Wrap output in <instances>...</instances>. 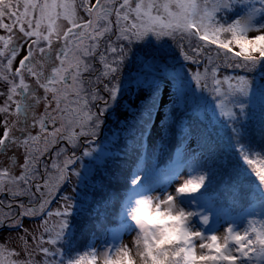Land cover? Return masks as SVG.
<instances>
[{
  "label": "snow or ice",
  "instance_id": "snow-or-ice-1",
  "mask_svg": "<svg viewBox=\"0 0 264 264\" xmlns=\"http://www.w3.org/2000/svg\"><path fill=\"white\" fill-rule=\"evenodd\" d=\"M0 30L7 33L0 35V82L7 87L5 104L0 106V114L5 115L0 152L10 145L23 151L18 175L13 174L18 164L16 157L9 158V167L0 168V193L13 199L28 197L29 202L37 193L41 196L34 206L19 203L22 211L16 216L8 214L0 223L7 220L11 227L20 228L22 217L46 214L61 218L54 236L48 220L43 221L42 234L32 237L34 250H30L26 236L19 237L27 259H8L20 253L0 244V264H35L34 251L52 257L42 264H98L94 247L65 261L62 247L52 251L43 246L61 244L74 207L73 198L65 195L62 211L45 213L51 202L44 198L45 190L47 196L60 191L70 180L69 166L78 165L82 157L73 153L62 166L52 165L55 175L46 174L42 183L32 181L38 175L39 159L59 140L72 148L79 147L82 137L93 142L91 138L98 137L104 124L102 117L108 111V102L118 106L123 93L130 92L133 86L144 94V99L139 114L134 111L133 119H125L120 129L124 134V155H135L133 166L128 168L126 161L116 164L117 157L108 156L103 150L95 155V150L82 151L83 157L93 156L94 161L105 162L107 177L100 174L97 180L99 166L87 177L95 190L106 193L105 209L119 205L135 226L132 229L122 223L123 231L135 232L133 239L126 244L119 234L114 235L113 240L120 242L99 253V260L102 264H113L118 257L127 264H264V221L257 228V221L247 220L243 232L229 221L222 226L223 234H218V230L206 234L193 227L192 218L198 216L201 224L208 226L210 216L186 211L178 200L211 184L218 185V191L228 193L235 201L247 181L244 171L250 170L259 183L255 190L247 191L264 208V147L257 149L252 145L246 123V107L258 90L247 76L219 78L222 65L248 73L264 70V0H0ZM25 38L31 41L26 47L20 43ZM149 38L158 45L170 40L186 42L188 51L180 44L183 59L199 63L204 56L203 72L182 76L174 64L168 63L166 50L161 49L136 54L135 68L125 80L134 46L147 44ZM94 60L103 71L93 80ZM26 76L43 90V95L32 90ZM191 81L199 92L190 86ZM101 91L107 93V100ZM17 96L22 99L17 100ZM260 96L264 98V91H260ZM97 101H103L105 107L94 113L90 104ZM39 105L44 111L37 117L34 109ZM209 108L215 123L211 118L204 123L198 117L201 109ZM9 116L16 120L10 123ZM220 126L228 130L234 141L232 147L243 170L223 150ZM37 127L39 132L33 134ZM14 130L19 135H14ZM192 141L194 148L190 146ZM60 154L57 151L56 155ZM161 154L168 156L163 167L158 163ZM145 174L151 176L147 184L142 183ZM71 176L79 181L85 178L78 170H72ZM173 182L174 194L165 193L158 203L168 205L169 211L175 209L181 216L180 239L157 247L162 238L160 226L142 219V204L150 200L142 194ZM110 184L126 185V196L109 189ZM137 196H142V200L137 201ZM106 219L107 212L103 219H97L101 229Z\"/></svg>",
  "mask_w": 264,
  "mask_h": 264
},
{
  "label": "rangeland",
  "instance_id": "rangeland-1",
  "mask_svg": "<svg viewBox=\"0 0 264 264\" xmlns=\"http://www.w3.org/2000/svg\"><path fill=\"white\" fill-rule=\"evenodd\" d=\"M81 15H83V13H81ZM0 35H7V33L4 32L3 30H0ZM17 37L19 38L18 33H17ZM30 42L31 41L28 40L27 38L20 40L21 45H23L25 47ZM181 43L184 44V48H188L187 43L184 41H171L170 40V41H164L162 44L158 45L155 43V41L152 38H149V41L147 44H140V45L134 46L133 55L130 57V63L126 66L124 79L127 80L128 79V72H132L135 68V56H136V54L143 53V52H156V51H159L161 49H164V50H166L167 53L170 52L171 56H172V53L173 54L177 53L179 55L182 53L181 48H180ZM23 54H24V52L22 51L20 53V56L17 57V63H18V60L23 56ZM178 55H176L177 56L176 58H179ZM189 55H191V54L189 53ZM180 56H183V55H180ZM179 60H181V59H179ZM17 63H14L13 68H15L17 66ZM94 72L96 75H98L101 71L100 72L97 71V68H96V69H94ZM96 75H94L92 77L93 80L95 79ZM26 82L30 85L32 90H35V88L37 87L36 83L34 82V80L32 78L26 77ZM254 87L258 91H257L256 95L253 97V99L259 98V99L264 100V98H262L260 96V91H264V86L259 85V87H258V83H254ZM134 89H135V86L132 87V90L130 92L123 93L122 98L119 99V101H118V106L113 107L112 102L111 101L108 102V111L106 112V114H107L106 121H105V119H103V120H104V124L106 122H109V120H110L111 124H110V126H107V128H111L112 126H114L113 131H111L112 135L115 134V130L117 128H118V132H120V129L123 127V121H124L123 119L127 118L130 115L131 107H130L128 102H131L133 100L132 103L134 105H137L139 102H141L143 100V99L142 100L137 99L136 98L137 95L135 96V100H134V98H133L134 94H135ZM36 91L38 92V94L43 95L42 89L36 90ZM0 93H4V95H0V106H3L5 104V100H6L7 87L2 82H0ZM100 95L103 96L105 100L108 99V96H106L105 92L101 91ZM16 99L20 100L19 98H16ZM97 102H95V103H97ZM29 103H30V101H29ZM95 103L90 104L91 111L94 113H96ZM103 107H105V104ZM42 109H44L43 106H42ZM2 115L3 114H0V116H2ZM177 115L178 116L180 115L179 111L177 112ZM12 117L13 116H9L8 119H10ZM198 117L200 118L202 116L198 114ZM13 118L16 120V117H13ZM185 119H187V116L185 117ZM0 121H1V119H0ZM1 122H0V131H1L0 134H2V131H3ZM104 124H103V126H104ZM33 130H35V129H33ZM103 132L104 131L102 128V130H99L98 137L91 138L93 142L87 144L88 148L80 149L82 147L81 140H80L79 147H77L75 149H71L72 146L68 145L65 141L59 140L57 142V144L59 142L62 143L60 149L50 148L47 153H45L41 156V158L39 159L38 165L40 164V162L42 163L43 173H45V175L46 174L55 175L56 172H55V169L52 168V165L55 163V164L62 166L64 163V160L66 158H68L69 156H71L73 153H75L77 157H82L79 160L78 165L69 166V168H70V172H69L70 180H69V182L66 183L67 188L63 193L61 192V190L58 192L54 191L51 196H47L46 190H45V197L44 198H47L51 201L48 205H46L45 213H47L48 211H51L53 213H55L57 210L62 211L64 204H65L63 197L65 195H68V196L75 195V193L81 191V185L79 183H81L83 179L79 181L78 177L71 176L72 170L81 171L84 174V176L87 178L92 174V171H95L97 166H101V164L105 163L103 160H95L94 161L93 156H88V157L82 156L83 150H95L93 152V155H95L96 152H99L100 150L104 149V146H105L104 142L107 141V138L109 141L110 137L107 136L108 130L106 129V133H105L106 135H105L104 139L102 141L98 142L97 139H100V133L103 134ZM14 135H19V132L14 131ZM153 139H155V138L153 137ZM190 146L194 148L195 143L192 141ZM13 148H14V145H10L5 151L0 152V168L9 167L10 166L9 158L10 157H16V158H18V164L13 169V174L18 175L20 172L19 163L23 162V151H22V149H13ZM106 148H107V146H106ZM53 150H54V158L52 161H49L50 155L53 152ZM57 151L61 152V154L59 156L56 155ZM97 162H99V165H96ZM38 165H37V167H39ZM40 172L41 171L38 169V175L36 176V179L34 180L35 182L39 179L42 183L43 179L45 178V177L44 178L42 177L43 176L42 174H39ZM150 179H151V176L149 174H145L142 183L147 184ZM62 188H63V186H62ZM174 189H175V183L174 182L169 183V184H164V185H161V186L155 188V190H154V192H152V194L159 193L161 196H163L165 193L174 194ZM33 191H35V190L33 189ZM19 198H21V199L19 200ZM0 199H1L0 200V219H3L8 214H11V216H16L18 213H20L22 211V209L18 205L21 202H23L25 204L31 203V205L34 206L36 204V202L39 200L37 194L35 196H33V199L31 200V202H29L28 197H16L13 199L7 193H0ZM178 200H179L180 206L184 207L186 211L190 210V211H194V212H201V213H204V214H207L210 216V221H209L208 226L202 225L198 216L192 218L193 227H195L197 230L204 231L206 234H209L213 230H218V234H223V227L222 226L226 225L227 222H229V221L234 222L236 225H238L239 226L238 230L241 232H243L244 229L248 226L247 220H255V221H257V223L264 221V208L261 207L260 203L257 206V209H255L253 212H251V215H248L243 220L236 222L226 212V210H223L221 212H215L213 204L211 203V201H209L208 199H203L197 193L183 195V196L179 197ZM9 205H11V207H9ZM77 209H79V208L77 207ZM21 219L23 221V225L20 228L11 227L7 220H5L4 223H0V244L6 245V247L8 249H11V250H14V251L20 253V255H18V256L8 257V259H15V260L27 259L28 257L26 256V254L23 251V244L20 241L19 237L26 236L27 240H28V244L31 246L30 250H34L35 249V241L32 239V237L33 236L39 237L42 234L41 225L43 224V221L46 219L48 220L49 227H51L53 229L52 235L54 236L55 231L57 230L58 222L61 218L57 217L55 215L48 217L46 214H40V215H36V216L22 217ZM126 221H128V224L132 227V229L135 228L134 222L130 221L128 217H127ZM122 233H123V235L121 238H122V241L124 243H130L131 238L135 235L134 231H123L122 230ZM45 239H48L47 235H45ZM66 242H67V239H66V233H65V238L61 242L60 245L45 244L43 246L50 248V250H52V251H55L57 247H62L63 249H65L64 246H65ZM119 242L120 241L118 240L116 243H119ZM94 244L97 247L96 250L98 253V264H102V261L99 260V253L104 251L105 248L111 247V244L109 242H105L103 240L96 241ZM65 257H66V255H65ZM32 259L34 260L35 264H42L43 260L52 259V257L46 258L42 254L34 251ZM57 259H59V257H57Z\"/></svg>",
  "mask_w": 264,
  "mask_h": 264
},
{
  "label": "trees",
  "instance_id": "trees-1",
  "mask_svg": "<svg viewBox=\"0 0 264 264\" xmlns=\"http://www.w3.org/2000/svg\"><path fill=\"white\" fill-rule=\"evenodd\" d=\"M184 49L185 51H188V48ZM189 53L192 55L190 51ZM167 55L169 56L168 63L174 64L176 66L175 71L179 72L182 76L187 75L188 77H191L197 71L203 72L204 70L206 63L204 56L199 58V63H193L191 61H185L183 56H180L182 53L179 55L177 53H172L171 56V53L169 52ZM176 55H178L179 58H176ZM225 76L231 78H235L237 76H247L250 80H253L254 83H258V87L259 85L264 86V70L248 73L241 68H228L222 65V71L219 74V78L223 79ZM190 86L197 87V91L199 92V87L195 85L194 81L190 82ZM223 87L226 88L227 85L225 84ZM134 90V100L136 95L137 99H144V94L138 93L136 89ZM132 101L128 102L131 107L130 115L125 118L129 121L133 119L132 113L134 111L139 114L138 109L141 103L139 102L137 105H134ZM198 114L202 116L199 119L204 121V123H208V118H211L212 122L215 123L216 118L213 116L210 108L207 110L201 109ZM125 119L123 120L125 121ZM246 123L250 129L252 145L257 149L264 147V139H262V135H264V100L257 98L252 99L250 103H248L246 107ZM113 128L114 126L109 129L107 136L110 137V140L108 141L107 138V141L104 142V149L102 150L108 156H116V164H121L126 161L127 167L131 168L133 166L135 155H124V151H126V148L124 147L125 142L123 140L124 134L121 133V131L118 132L117 128L115 130V134L112 135L111 131H113ZM220 136V143L223 150L230 157L232 163L243 170L242 162L239 160L236 151L232 147L234 141L230 139L228 130L223 128V126H220ZM117 137H119V141L117 140ZM167 162L168 156L166 154H161L158 160L159 165L163 167ZM104 164H101V166H99V170L96 172V178L98 181L100 174L105 177L108 176V172L105 170ZM96 165H99V162H97ZM109 167H114V165H109ZM244 175L247 177V181L245 182L244 189L239 192V196L235 201L228 193H224L222 190L218 191V185L214 186L208 184L205 188H202L199 192H197V194L203 199H208L209 201L217 200V204H213L211 202L215 212L226 210L236 220H241L259 204V201L255 198V196L251 195V193L247 191L249 188L255 190L256 185L259 183L258 179L250 172V170L244 171ZM79 184L81 185V191L75 193V195H71L73 198L72 203H74V208L69 218V227L66 230L67 242L64 246L66 253L65 261L69 256L75 258L77 254H84L93 247L97 249L94 244L96 241L103 240L105 242H109L111 246L114 247L118 240H113V236L119 234L121 237L122 229L120 225L127 217L126 212H121L119 205L116 207L109 206L105 209L103 200L106 197V193L95 190L92 181L88 178L85 177ZM66 188V185H64L61 192L63 193ZM109 189L119 191V195L121 197L126 196L127 186L124 184H110ZM209 193H211V195H209ZM113 203H115V201H113ZM77 207L79 209H77ZM105 212H107V219L104 221L103 229H101L97 224V219H103ZM255 226L259 228L260 223H256Z\"/></svg>",
  "mask_w": 264,
  "mask_h": 264
},
{
  "label": "clouds",
  "instance_id": "clouds-1",
  "mask_svg": "<svg viewBox=\"0 0 264 264\" xmlns=\"http://www.w3.org/2000/svg\"><path fill=\"white\" fill-rule=\"evenodd\" d=\"M142 196L150 197L149 201H144L142 204V219L148 224L160 226V235L162 238L157 241V247L179 240L182 228V218L176 210L173 209L172 211H169L168 205L158 203L161 196L159 193H144ZM142 196H137L135 199L140 201L142 200ZM132 239L133 237L131 240ZM113 264H127V262L123 257H118L113 261Z\"/></svg>",
  "mask_w": 264,
  "mask_h": 264
},
{
  "label": "flooded vegetation",
  "instance_id": "flooded-vegetation-1",
  "mask_svg": "<svg viewBox=\"0 0 264 264\" xmlns=\"http://www.w3.org/2000/svg\"><path fill=\"white\" fill-rule=\"evenodd\" d=\"M101 50H103V49H101ZM110 59H111V57H109ZM93 64H94V69H96L97 68V71H102L103 69H102V67H101V65L99 64V62L98 61H96V60H94L93 62H92ZM94 75H96L95 74V72H93V75H92V77L94 76ZM27 77V76H26ZM27 78H30V77H27ZM101 87H102V85H101ZM36 90H40V89H37V87L35 88V90L34 91H36ZM37 94H38V92H37ZM40 95V94H39ZM106 96H107V93H106ZM21 96H17L16 98H19L20 100L22 99V97L20 98ZM30 103H31V101H30ZM104 106V102L103 101H98L97 103H95V110H96V112H98V110L99 109H102V108H104L103 107ZM35 113H36V115H37V117L41 114V113H43V111H44V109H42V105H39V106H36L35 107ZM106 116H107V114L105 113L104 114V116L102 117V119H105V121H106ZM14 117V116H13ZM12 117V118H13ZM10 118L9 119V122L11 123L12 121H14L15 119L13 118ZM0 119H1V121L3 122V120L5 119V115L3 114L2 116H0ZM0 121V122H1ZM1 122V123H2ZM29 122L31 123V119L29 120ZM110 120H109V122H106L105 124H104V126H102V128H103V134L102 133H100V139H97V141L98 142H100V141H102L103 139H104V137H105V133H106V129L109 131V129L110 128H107V126H110ZM49 127H51V126H49ZM102 128L100 129V130H102ZM2 130V129H1ZM15 131V130H14ZM33 131V134H36L37 132H39V128L37 127V128H35V130H32ZM1 132V131H0ZM89 139V138H88ZM87 137H82V139H81V143H82V147L80 148V149H85V148H88L87 147V144L89 143L87 140ZM61 145H62V143L61 142H59L53 149H60L61 148ZM13 149H17L15 146H14V148ZM71 149H75V148H72L71 147ZM53 158H54V150H53V152L51 153V155H50V160L49 161H52L53 160ZM39 167H37L41 172L39 173V174H42L43 176V178L45 177L44 175H45V173H43V166H42V163L40 162V164L38 165ZM42 167V168H41ZM41 183V181L38 179L36 182L35 181H33L32 183L33 184H35V183ZM35 190V189H34ZM37 195H38V198H39V200L41 199V196L39 195V193H37ZM2 199V198H1ZM0 199V200H1ZM21 198H19V200H20Z\"/></svg>",
  "mask_w": 264,
  "mask_h": 264
}]
</instances>
